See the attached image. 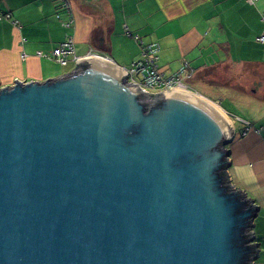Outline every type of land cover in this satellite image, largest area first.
Masks as SVG:
<instances>
[{"label":"water","instance_id":"1","mask_svg":"<svg viewBox=\"0 0 264 264\" xmlns=\"http://www.w3.org/2000/svg\"><path fill=\"white\" fill-rule=\"evenodd\" d=\"M110 59L0 87V264H254L227 119Z\"/></svg>","mask_w":264,"mask_h":264},{"label":"crops","instance_id":"2","mask_svg":"<svg viewBox=\"0 0 264 264\" xmlns=\"http://www.w3.org/2000/svg\"><path fill=\"white\" fill-rule=\"evenodd\" d=\"M0 13L10 14L0 18V87L75 70L71 58L59 64L38 53H50L67 35L76 55L109 56L124 73L140 56L139 40L159 44L157 63L167 76L186 63L192 74L180 75L179 89L216 102L232 121L228 176L259 208L254 264H264V42L256 40L264 31V0H0ZM194 78L204 92L184 81ZM223 96L246 114L239 125Z\"/></svg>","mask_w":264,"mask_h":264},{"label":"built area","instance_id":"3","mask_svg":"<svg viewBox=\"0 0 264 264\" xmlns=\"http://www.w3.org/2000/svg\"><path fill=\"white\" fill-rule=\"evenodd\" d=\"M248 3H254L256 0H246ZM67 8L69 4L65 2ZM10 18V14L2 15L0 18ZM258 42H264V31L256 36ZM141 46L140 56L137 60L133 61L129 68H127V77L130 82L137 84L141 89L153 96L162 91L170 89L182 88L183 81L180 77L182 73H185L187 77H190L192 70L188 69V65L183 63L178 73L172 75L163 74L158 67V53L159 44L157 42H145L139 40ZM74 40L72 36H67L63 42H61L50 53L38 52L40 56H45L50 59H55L60 64H66L69 58H73L75 62H78L83 56L90 55V53L78 56L74 53ZM24 56V54L22 55ZM189 70V71H188Z\"/></svg>","mask_w":264,"mask_h":264},{"label":"rangeland","instance_id":"4","mask_svg":"<svg viewBox=\"0 0 264 264\" xmlns=\"http://www.w3.org/2000/svg\"><path fill=\"white\" fill-rule=\"evenodd\" d=\"M77 51H76V49H75V53H76ZM72 59V63L73 64H75L76 62L73 60V58H71ZM137 60V59H136ZM135 61V60H134ZM60 64V63H59ZM131 65V64H130ZM74 66V65H73ZM130 66L128 65L127 66V68H129ZM184 81L187 83V85L189 86V87H191V88H193V89H195V90H199V91H202V92H204V89L203 88H198L197 86H195V78L194 79H184ZM207 90V89H206ZM218 91V90H217ZM194 92V91H193ZM196 93V92H195ZM221 104H222V106L227 110H229L230 109V111H232V112H230V115L235 119V121L237 122V124L239 125V123H240V118H238V117H241L242 118V116H245L246 114H244V113H236V112H234V110H235V108H231L230 107V104H233L234 105V102L232 101V99L230 98V97H227V96H223V99L221 100ZM259 260V259H258ZM258 260H256V262L258 261Z\"/></svg>","mask_w":264,"mask_h":264},{"label":"bare ground","instance_id":"5","mask_svg":"<svg viewBox=\"0 0 264 264\" xmlns=\"http://www.w3.org/2000/svg\"><path fill=\"white\" fill-rule=\"evenodd\" d=\"M174 90H177V88L174 89ZM178 90L179 91H183L184 93L190 94L192 96H196V97L201 98L202 100L206 101L207 103H209L210 105H212L213 107H215L220 113H222L221 115H223L224 118L227 119V121L229 122V124L232 125V121L228 119L229 117L227 116L226 111L224 109H222L216 102H213L212 100H209V99L201 96L198 93H189L187 90H184V89H178Z\"/></svg>","mask_w":264,"mask_h":264},{"label":"trees","instance_id":"6","mask_svg":"<svg viewBox=\"0 0 264 264\" xmlns=\"http://www.w3.org/2000/svg\"><path fill=\"white\" fill-rule=\"evenodd\" d=\"M67 36H71V35H67ZM67 36H66V37H67ZM64 40H65V39H64ZM64 40H63V41H64ZM63 41H61V42H63ZM61 42H60V43H61ZM60 43H59V44H60ZM59 44H58V45H59ZM58 45H57V46H58ZM57 46H56V47H57ZM56 47H54V48H56ZM54 48H52V50H53ZM52 50H51V51H52ZM48 53H49V52H48ZM74 53H75V52H74ZM75 55H76V53H75ZM78 56H80V55H78ZM70 58H71V57H70ZM70 58H69V60H70ZM54 60H55V59H54ZM69 60H68V61H69Z\"/></svg>","mask_w":264,"mask_h":264}]
</instances>
